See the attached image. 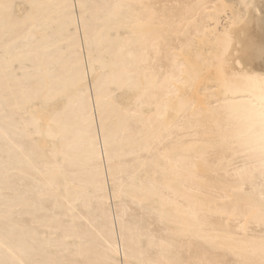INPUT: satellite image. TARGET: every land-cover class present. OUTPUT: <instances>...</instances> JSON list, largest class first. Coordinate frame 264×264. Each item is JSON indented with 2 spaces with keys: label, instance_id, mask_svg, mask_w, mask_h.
I'll return each instance as SVG.
<instances>
[{
  "label": "bare ground",
  "instance_id": "obj_1",
  "mask_svg": "<svg viewBox=\"0 0 264 264\" xmlns=\"http://www.w3.org/2000/svg\"><path fill=\"white\" fill-rule=\"evenodd\" d=\"M262 46L264 0H0V264H264V121L226 84Z\"/></svg>",
  "mask_w": 264,
  "mask_h": 264
},
{
  "label": "snow or ice",
  "instance_id": "obj_2",
  "mask_svg": "<svg viewBox=\"0 0 264 264\" xmlns=\"http://www.w3.org/2000/svg\"><path fill=\"white\" fill-rule=\"evenodd\" d=\"M260 54L264 57V46L261 47ZM233 65L238 67L229 77H226V84L234 92H236L237 89H241L237 92V96L242 97V99L240 100L239 105H233L232 107H243L258 110L261 120L264 121V75L253 76L247 74L244 71L243 64L239 59H234ZM225 70L227 71V69ZM256 80H259L261 84L258 97L254 95L253 92H246L242 88L245 82L252 83ZM225 99H227V97ZM190 264H218V262L214 260H195L191 261Z\"/></svg>",
  "mask_w": 264,
  "mask_h": 264
}]
</instances>
